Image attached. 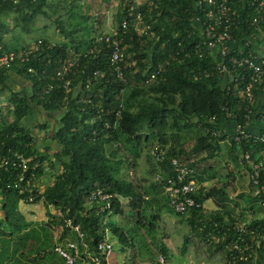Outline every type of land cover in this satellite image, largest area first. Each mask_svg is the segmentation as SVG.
Instances as JSON below:
<instances>
[{"label": "trees", "instance_id": "obj_1", "mask_svg": "<svg viewBox=\"0 0 264 264\" xmlns=\"http://www.w3.org/2000/svg\"><path fill=\"white\" fill-rule=\"evenodd\" d=\"M68 1L67 11L64 10L67 16L81 5L77 0ZM232 3L242 12L241 24L233 31V36L241 40L242 30L248 35L251 31L247 29L242 2L232 0ZM129 6L141 13L139 24L143 30L140 33L134 30L133 24L127 32H123L120 27L122 19L127 17L126 9ZM54 7L51 0H0V57L12 50L16 54L19 51H30L26 57L16 56L8 66L0 65V92L8 93L5 108L12 116L11 120L4 119L0 107V159L9 161L6 168H0V227L11 225L10 216L19 200L28 203L30 195L36 196L39 193L29 203L41 202L47 209H60L63 217H54L62 225L64 217L72 218L84 231L91 247L109 231L110 236L116 238L117 244L121 246L119 251L124 252L129 245L135 247L131 236L127 234L132 227L127 226L125 229L126 226H118L114 216L126 223L128 218L125 208H128L132 215L129 221L135 220L134 224L138 226L148 206L151 207L150 198L147 197L150 193L142 182L119 176L118 167H114L112 159L114 148L118 144L136 142L132 144L130 151L134 157L138 156L141 135L137 133L145 127L154 132L156 145L166 153L165 162L159 165L162 175L166 176L172 172L169 163L172 156L185 163L183 156L198 155L204 151L203 158L212 159L218 152L219 141L212 140L206 131L205 135H198L191 143L186 142L178 132L188 128L204 129L210 125L208 117L214 114L219 123L226 122L227 118L220 111L226 101L237 119H241L245 104L235 94L226 97L221 85L213 78L202 77L205 71L213 69L216 59L206 53L205 46L200 45L197 52L194 49L196 42L201 40L193 23L195 16L203 18L199 0H144L141 3L117 0L114 17L112 15V29L117 33L113 34L111 29H98V32L93 31L88 38L76 36L79 26L75 25L67 30L62 18L49 15V9ZM8 13L16 15L18 24L15 26L26 34L32 32L37 16L53 18L55 28L69 41L70 46L38 39L24 46L8 47L4 43V37L13 31V27L10 28L1 18ZM66 23L68 26L72 25L69 19H66ZM106 35L111 40H122L121 66L127 78L122 95L119 93L122 83L113 74L109 63L111 49L110 43L104 41ZM96 37H102L103 40L97 44L94 41ZM64 61L71 63V66L69 72L60 78L57 72L62 69ZM159 63L162 64L159 75L151 80L150 75ZM96 70L100 74L95 77L93 72ZM243 74L246 72L243 71ZM67 79H70V88L65 91L63 83ZM16 82L22 85L19 90L15 89ZM120 99L123 107L119 126L116 129H103L102 122L113 118V111L118 108ZM34 108L54 117L58 124L56 129L47 132L48 141L41 149L33 133L35 127L24 122ZM200 121L205 123L199 125ZM40 126L48 127L45 122ZM92 129H96L97 133L93 135ZM225 136L223 134L221 140ZM50 143L55 145L52 155ZM232 145L234 146L233 143ZM243 147L248 148L251 157L261 161L264 166V141L253 146L243 143ZM15 152L29 158L28 169L23 173L21 181L17 177L20 168L12 164ZM232 157L237 169H241V178L246 180L244 169ZM35 163L37 164L34 166ZM45 165L51 170L53 180L39 190V182H43L44 178L41 177L46 171ZM230 173V176L238 177L235 172ZM194 176L198 181L202 180L201 176ZM16 181L20 188L14 187ZM227 183H220V187L214 184L204 194L200 190L196 195L198 202L211 197L216 202L218 210L215 211L216 215H209V220L203 218L196 222L205 215L195 208L188 209L185 214L175 213L167 204L166 198L165 202L160 200L159 208H153L154 213L147 215L159 220V209L164 206L176 215L183 216L190 230L203 237L211 228L212 222L221 224L223 216L235 217L227 208ZM99 188L110 191L114 197L111 208L98 213L96 204L89 201L88 197ZM152 188L163 191L162 184L155 182ZM237 196L247 198L241 191ZM248 196L250 205L254 198L252 195ZM158 202L159 200L157 205ZM250 209L255 210L254 205ZM155 227V222H149L144 229L152 233ZM11 229L13 231H4L5 236L12 235L18 227ZM63 229L67 231L64 226ZM186 243L185 241L182 247L183 251L187 247ZM166 251L165 246H158L160 254L165 255ZM164 258L166 259V255Z\"/></svg>", "mask_w": 264, "mask_h": 264}, {"label": "built area", "instance_id": "obj_2", "mask_svg": "<svg viewBox=\"0 0 264 264\" xmlns=\"http://www.w3.org/2000/svg\"><path fill=\"white\" fill-rule=\"evenodd\" d=\"M15 1L13 0V2ZM77 1L81 3L84 0ZM239 1L242 2L241 8L245 11V22L251 34L248 35L242 30L241 40H237L238 38L233 36V31L241 24L242 12L233 6L232 0H199V9L203 18L195 16L193 23L201 36V40L196 42L194 49L197 52L200 45L205 46L206 53L216 59L213 69L205 71L202 77L213 78L216 83L221 85L226 97L235 94L245 104L241 119H237L236 114L229 109L228 101L220 107V111L227 118V121H231L233 124V131L230 135V144H234V146L232 145V154L235 161L244 169L246 174L245 186L252 190L251 195L254 202L243 211L244 215L238 216L239 218L237 216H229L228 218L223 216L221 224L217 221L212 222L211 228L206 231L202 238L205 245L213 250L217 249L216 251L223 257L224 264H264L263 164L261 161L254 160L250 150L243 147V143L253 146L264 141V125L263 130L253 131L251 129L252 123L255 121L264 122L262 108H257L256 104L257 94L264 92V0ZM239 1L236 0V2ZM126 14L127 17L122 19L120 23L122 31H130L129 27L133 24L134 30L140 33L141 29L143 30L139 24L141 13L136 12L133 6H129L126 9ZM146 27L148 28V26ZM111 30L113 34L117 33L116 30L112 28ZM102 40V37H96L94 41L98 44ZM104 41L110 43L109 63L113 74L122 83L119 90L120 95H122L127 82L121 66L123 54L120 44L122 40H111V37L106 35ZM29 52L25 50L16 54L12 50L0 57V65L8 66L9 62L16 56L26 57ZM70 66L71 63L64 61L63 67L57 72V75L63 78L66 72H69ZM161 67L162 64L159 63L157 69L150 75L151 80L159 75ZM243 71L246 74H243ZM99 74L98 70L93 72L95 77ZM69 85L70 79L65 80L63 83L65 91L69 90ZM122 107L123 101L120 99L118 108L113 111V118L102 120L103 129H116L119 126ZM208 118L207 121L210 125L204 128L205 131L212 140L220 141L225 132V122L219 123L216 114ZM204 123L200 121L199 125ZM91 133L94 135L97 130L92 129ZM150 154L157 165L166 160L164 149L158 145L151 148ZM13 156L15 160L12 164L20 168L17 177L21 181L23 173L28 169L29 158L17 152ZM169 163L172 167L171 174L163 176L162 173L157 172L154 176V182L162 184L167 204L173 211L185 214L188 209H198L199 213L205 216L198 218L196 222L202 221L203 218L209 220V215H216L215 211L218 209L207 208L204 202L196 200V195L200 190L204 194L207 189L214 186V183L206 184L195 179L193 168L178 157H170ZM8 164L7 159H0V168H6ZM226 181L234 184L236 175L230 176ZM19 186L16 181L14 187ZM38 195H30L27 201L33 202ZM113 197L114 194L110 191L99 188L92 191L88 199L96 204V211L99 213L111 208ZM252 205H254L255 210L250 209ZM54 215L63 217L60 209H55ZM63 226L72 237L55 241L52 250L64 260L65 264H110L109 259L113 253V245L108 239V232H105L91 247L85 238L84 231L78 223L73 222L72 218L64 217ZM156 262L166 264L162 254L157 255Z\"/></svg>", "mask_w": 264, "mask_h": 264}, {"label": "rangeland", "instance_id": "obj_3", "mask_svg": "<svg viewBox=\"0 0 264 264\" xmlns=\"http://www.w3.org/2000/svg\"><path fill=\"white\" fill-rule=\"evenodd\" d=\"M136 3H141L144 0H133ZM51 3L55 5L54 8L49 9V15L53 17L59 16L64 20V25L67 26V30L79 26V30L76 36L82 37L90 36L93 31L98 32V27L101 19L104 21L100 25L105 31H110L113 24L114 10L116 9L117 0L105 1V0H84L81 2L80 8L75 7L72 14H66L67 7L69 6L68 0H51ZM37 21L32 26V32L26 34L21 31L17 25L16 15L13 13L4 14L1 18L13 27V31L7 33L4 37V43L8 47L11 46H24L32 43L38 39H46L51 43H62L64 41L63 35L55 28V21L50 18L37 16ZM86 17V19L84 18ZM66 19L72 22V25L66 23ZM87 28V29H86ZM65 42L70 46L69 41ZM26 86V85H25ZM27 87V86H26ZM22 85L18 82L15 83V89L19 90ZM8 93L6 91L0 92V107L2 110L3 118L11 120L12 116L7 112L5 105L7 103ZM58 115V114H57ZM26 125H31L34 128V136L37 140V145L41 149L43 144L48 141L46 135L49 130L56 129L58 127L57 121L54 117H50L43 111L37 108L33 109L32 114L26 117L24 120ZM47 123V128H41V124ZM50 128V129H48ZM48 129V130H47ZM176 131V130H175ZM179 136L186 139V142H194L199 133L194 128H188L181 130ZM137 134L141 135V144L138 146L139 154L134 157L130 148L132 144L136 142L118 144L114 148L113 161L114 167H118L120 177L128 179H136L142 182V185L148 187V178H144L141 173L142 168L149 167V160L152 157L150 150L157 144L154 132L149 131L145 127L141 129ZM122 141H124L122 139ZM51 144L50 154L54 151L55 145ZM125 145V146H124ZM135 148V147H134ZM133 148V150H135ZM264 152V150H263ZM205 155V152H203ZM153 157L151 158V160ZM154 161V159H153ZM264 162V156L263 160ZM202 162V161H201ZM206 178L215 180L213 182L216 187H220V183H226V180L230 178V172L238 174L236 182L243 179V186L246 184V180L241 178V169H237L236 164L230 158L229 153L222 148V152H217L212 158H205L201 163ZM211 166V170L209 169ZM46 171L42 175V181L39 182V190H41L47 183L53 180L51 170L45 165ZM264 176V166H263ZM212 181H210L211 183ZM231 190L232 185L230 182L226 184ZM238 187H240L238 185ZM236 189V187H235ZM232 191V190H231ZM161 205L159 200L158 207ZM205 206H211L209 201L204 202ZM128 220L123 222L120 217L114 216V220L118 226L132 227L128 234L131 236L135 247L130 245L125 248L124 252H121L117 248V239L108 235L110 242L113 244L112 260L109 261L112 264H157L156 258L160 254L158 252V246H165L166 258L172 264H220L219 257L217 255L212 256L207 245H205L201 239H194V235H191L188 224L184 221V217L176 215L169 211L166 207L162 206L159 209V220H154L147 215L150 210L154 211L148 206L144 216L141 217L138 226H135L134 221H129L132 218L130 210L125 208ZM162 211V212H161ZM54 209H47L41 202L32 204L19 200L14 208L13 214L10 216L11 225H5L6 227H0V264H65L64 260L52 251V244L60 239L66 237H72V235L63 229V225L54 217ZM161 213V214H160ZM2 214H0L1 217ZM129 221V222H128ZM149 222H155L156 227L152 233H148L144 228ZM134 224V225H133ZM143 224V226H142ZM15 232L10 236H5V232L13 231L11 228H16ZM109 232V231H108ZM111 237V238H110ZM186 246L183 251L182 247L184 242ZM46 242V243H44ZM44 243V244H42ZM125 247V246H124ZM153 255H150V254ZM164 255V254H163ZM164 255V256H165ZM216 257V258H215ZM197 258L200 260L198 261Z\"/></svg>", "mask_w": 264, "mask_h": 264}, {"label": "crops", "instance_id": "obj_4", "mask_svg": "<svg viewBox=\"0 0 264 264\" xmlns=\"http://www.w3.org/2000/svg\"><path fill=\"white\" fill-rule=\"evenodd\" d=\"M105 1H112V0H105ZM104 20L101 19L99 23V27L98 29H103L100 25H102V22ZM64 41H62V43H65V39H63ZM256 104H257V108H262L264 106V92H260L257 94V97H256ZM264 125V122L262 121H255L254 123H252V126H251V129L253 131H259ZM198 133H199V136L200 135H205V130L204 129H199V128H194ZM224 129H225V132L224 134H226L225 138H223L222 140H220L218 142V152L221 153L222 152V148L225 147V150L229 153L230 155V158L233 160V155H232V152H231V144H230V135L233 131V124L229 121H226L224 123ZM198 136V137H199ZM196 137V138H198ZM205 149V148H204ZM201 152H204V151H201ZM202 156V158L200 157ZM203 156H204V153H199L198 155L196 154H193V155H189V156H183V160L185 161L186 164L190 163L192 164V166H189L193 168L194 170V175L197 174V176H201V179L200 182H203V183H210V181H213V180H208L206 178V176L204 175V173L201 174V170H203V165L201 164L203 162ZM152 158V157H151ZM149 160V167L147 168L146 166H144L142 168V171L141 173L143 174V177L144 178H148V190H149V193L147 195L148 199L150 198V203L152 205V208H156L157 206V201L158 200H162L163 202H165V195L163 193V191H158V190H155L152 188V185H153V182H154V176L157 172H160L162 173V170L159 168L160 166L157 165L153 159ZM202 161V162H201ZM234 161V160H233ZM236 164V163H235ZM194 178L196 179V176H194ZM237 181V180H236ZM234 185L236 187L235 191L233 190V188L230 190L229 187L227 186L228 188V205H227V208L232 212L231 214L235 215V216H242L244 215L243 211L245 209H248L249 208V196H251L252 194V190L251 189H247L246 186L244 185L243 186V182L242 181H239V182H234ZM238 185L240 187H238ZM234 187V186H233ZM234 187V188H235ZM243 192L247 195V198L246 197H239L237 196V194L239 192ZM252 197V196H251ZM205 201H209V203L211 204V206H206L207 208H210V209H213V208H216L218 209V206L216 205V202L213 200V198H208L207 200H204ZM159 208V207H158ZM162 212V211H161ZM149 213H154L152 210H150ZM148 214V213H147ZM161 214V213H160ZM160 217V216H159ZM191 232V235H194V239H201L202 242H203V238L200 237L199 234L195 233L193 230H190ZM109 233V232H108ZM109 235V234H108ZM111 238V237H110ZM109 239V238H108ZM204 243V242H203ZM113 245V244H112ZM120 245L117 244V248L118 250L120 249ZM208 247V246H207ZM209 253L212 255V256H216L217 254L215 252V250H213L212 248L208 247L207 248ZM159 255V254H158ZM216 257H219L220 259V264H224L223 262V257L221 254H218ZM215 257V258H216ZM112 260V258H111ZM169 258H166L165 261H166V264H172V262L168 261ZM198 261H200L198 258H197ZM110 264H112V262L110 261ZM200 264V263H198ZM216 264V263H214Z\"/></svg>", "mask_w": 264, "mask_h": 264}]
</instances>
